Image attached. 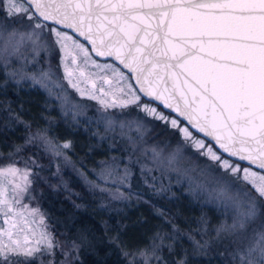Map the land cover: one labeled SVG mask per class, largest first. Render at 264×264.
I'll return each mask as SVG.
<instances>
[{
  "label": "snow or ice",
  "instance_id": "obj_1",
  "mask_svg": "<svg viewBox=\"0 0 264 264\" xmlns=\"http://www.w3.org/2000/svg\"><path fill=\"white\" fill-rule=\"evenodd\" d=\"M25 85L43 90L70 128L83 117L97 143L82 144L74 161V142L54 133L52 119L33 127L23 104L0 102V264H84V254L108 264L113 253V264H189L185 239L193 256L264 264V0H0V93ZM84 100L96 101L95 117ZM105 142L119 155L89 167ZM69 166L82 182L77 199L91 197L101 212L148 205L169 230L134 248L121 240L122 222L107 240L77 229L74 215L59 232L39 200L43 189L68 190ZM175 186L218 214L211 229L205 216L197 221L195 235L211 231L210 240L182 232L144 198L179 199L168 196Z\"/></svg>",
  "mask_w": 264,
  "mask_h": 264
},
{
  "label": "trees",
  "instance_id": "obj_2",
  "mask_svg": "<svg viewBox=\"0 0 264 264\" xmlns=\"http://www.w3.org/2000/svg\"><path fill=\"white\" fill-rule=\"evenodd\" d=\"M0 102H11L14 109H19V106L23 104L21 116L24 120L32 122L33 127L37 124L46 126L45 121L41 118L42 116L52 119L55 122L53 126L54 133L61 139H70L74 142L75 155L71 152L69 153L74 161L84 156V150L81 149L82 144L97 143V141L91 140L89 136L84 133V123L81 122L80 129L74 127L70 128L61 118L57 105L48 101L47 94L39 88L30 89L25 85L24 89L19 91L18 95L14 90L9 89L7 95L0 93ZM46 102L49 104L47 110L45 108ZM50 102L53 105H50ZM23 134V126H20L11 139L15 140L17 143H22L23 141L20 137ZM106 149L107 142L97 149L99 154L94 155L92 161L88 162V166L92 167L93 161L103 159L105 155H119V153L107 152ZM43 162L46 163L47 161L45 160ZM62 175L63 179L68 184V190L62 187L55 192L51 189H43L44 197L39 200L41 209L52 217L49 223H54L56 220L60 221L58 225L59 232H68V228L65 226V220L68 216L74 215L77 220L81 221L76 224L77 229L84 227L92 228L95 235L98 237L104 236L107 240L116 235V223L122 222L128 225V227L121 236V240L129 247L134 248L138 245L142 246L145 244L147 242V237L153 232L157 230H169L168 226L163 225L162 220L154 215L153 209L148 205L136 203L122 205L120 203H114L113 207L120 210L118 213L99 211L96 204H87V200H90L91 197L80 200L73 195V193H81V195H84L82 182L75 172L64 169ZM52 183H57V181H52ZM146 192L147 194L144 198L150 199L152 204H155L159 208H163L166 212H170L171 215L175 217L174 223L179 226L182 232H194L199 227L197 221L202 215L208 220L209 223L207 227L209 229L219 222L218 214L214 210L191 204L187 198L186 192L179 186H175L173 192L168 194V196H171L172 193H175L176 197L179 198L175 200L168 199L165 196L154 197L151 195L150 191ZM72 201L85 204L86 207L81 210H76L72 207ZM105 221L112 229L109 232L104 231ZM157 225H161L162 227L157 229ZM69 234L71 235L73 233ZM211 235H213V233L209 231V234L205 237L208 238ZM181 244L189 252V264H209V262H211V264H219V261L213 258L215 255L214 252L210 251L205 257L193 256L192 250L190 249L192 244L187 239L181 241ZM109 250L111 251V249ZM103 255L104 254L101 253V256ZM96 259L97 257L92 254H84L81 256V260L84 264H93ZM116 259L117 254L113 253V255L108 258V264H113Z\"/></svg>",
  "mask_w": 264,
  "mask_h": 264
},
{
  "label": "rangeland",
  "instance_id": "obj_3",
  "mask_svg": "<svg viewBox=\"0 0 264 264\" xmlns=\"http://www.w3.org/2000/svg\"><path fill=\"white\" fill-rule=\"evenodd\" d=\"M52 63H53V65H55L56 62L53 61ZM69 95L72 97V99H73L74 102H77V101H80L81 100V98L78 96V94H75L73 92V90H69ZM50 105H53V104H51V102H50ZM83 106H84V111H85L86 117L92 118V117H95L97 115L96 109H97L98 105H97L96 101L84 100L83 101ZM57 108L59 110V106L58 105H57ZM81 122L84 123V118L83 117L81 118ZM93 127H95V126H93ZM100 130L103 131L102 128ZM77 166H79V165H77ZM65 169H69V170L73 171V169L70 166L67 167V168H65ZM173 190H174V187L172 188V192H173ZM145 191H147V190H145ZM120 204L123 205L125 203H120ZM126 205H128V204H126ZM0 222H2V218H0ZM191 234L195 236V239L196 240H202V239H208V240H210L212 238V236H214V233H213V235L209 236L208 238L205 237V236L204 237H199L198 235H195V231L192 232ZM190 249L192 250V245H191Z\"/></svg>",
  "mask_w": 264,
  "mask_h": 264
}]
</instances>
